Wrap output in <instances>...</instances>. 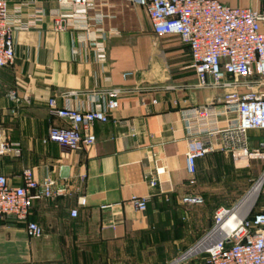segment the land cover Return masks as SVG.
Segmentation results:
<instances>
[{
    "label": "crops",
    "instance_id": "1",
    "mask_svg": "<svg viewBox=\"0 0 264 264\" xmlns=\"http://www.w3.org/2000/svg\"><path fill=\"white\" fill-rule=\"evenodd\" d=\"M6 1L21 8V23L37 9L46 15L15 33L14 64L0 70V127L21 148L19 158L0 159V175L20 185L21 170L30 168L38 182L49 177L66 184L69 195L32 201L30 220L43 228L39 239L28 238L22 222L0 220V264H170L210 228L217 208L236 203L251 181H259L264 161L236 170L225 160L229 154L221 153L197 160L194 176L187 175L182 117L223 90L197 86L188 48L177 36L154 34L144 9L122 0L95 1L82 14L57 0ZM221 2L261 6V0ZM55 11L66 15L63 30L49 17ZM108 88L123 93L110 119L92 126L94 145L75 152L41 143L49 127L61 124L48 112L50 98L59 107L86 110L91 94ZM11 90L27 101L14 104L7 97ZM249 137L255 147L264 131ZM156 168L163 173L150 187L143 174ZM225 180L238 188L228 202ZM187 194L203 197L204 204H183ZM133 196L148 199L145 211L134 209ZM263 206L264 183L255 211ZM185 264L206 262L195 257Z\"/></svg>",
    "mask_w": 264,
    "mask_h": 264
},
{
    "label": "built area",
    "instance_id": "2",
    "mask_svg": "<svg viewBox=\"0 0 264 264\" xmlns=\"http://www.w3.org/2000/svg\"><path fill=\"white\" fill-rule=\"evenodd\" d=\"M95 1L108 0H57L60 6L80 8L82 14L93 8ZM122 1L144 9L154 34L177 36L188 48L189 68L199 88L223 90L221 97L189 108L182 117L187 137L184 153L187 175L192 178L196 161L214 153L229 154L245 166L251 160L264 161V138L251 147L249 137L251 131H264V0L259 8L228 6L221 0ZM21 14L20 7L10 8L6 0H0V70L14 64L15 33L30 29L46 15L44 10L37 9L28 22L21 23ZM49 17L56 30L64 29L66 15L55 11ZM97 17L100 19L101 15ZM122 93L118 88L96 91L91 94V107L86 110L59 107L50 98L48 112L61 124L49 127L41 143L54 142L75 152L86 150L96 142L92 126L110 119ZM7 97L16 105L27 101L15 90L9 91ZM20 156V144L7 138L0 127V159ZM162 173V169L156 168L144 173L143 179L155 187ZM19 177L20 185L14 186L0 175V220L13 218L22 222L27 237L39 239L43 228L30 220L32 201L63 199L69 195L68 186L49 177L38 182L30 168H23ZM259 181L256 200L247 212L238 214L248 194L231 208H217L210 228L170 264H185L195 257L204 258L206 264H264V206L251 213L262 193L264 170ZM181 201L188 206L204 204L203 197L197 194H187ZM129 202L135 210L143 212L148 199L133 196ZM78 203L84 205V199L78 198ZM70 216L75 218L77 211H70ZM230 220L235 221L233 228L228 226Z\"/></svg>",
    "mask_w": 264,
    "mask_h": 264
},
{
    "label": "rangeland",
    "instance_id": "3",
    "mask_svg": "<svg viewBox=\"0 0 264 264\" xmlns=\"http://www.w3.org/2000/svg\"><path fill=\"white\" fill-rule=\"evenodd\" d=\"M226 159L225 160H227V161H229L230 162V165L232 166V168H234V169H236V170H239V169H243V168H247L248 166H245V165H243L242 164V162H239L238 160H235L231 155H226V157H225ZM249 164H250V162H249ZM261 175V174H260ZM227 177V176H226ZM260 179V178H259ZM229 180V179H228ZM259 181H258V179L257 180H253V181H251L250 182V184H248V186L246 187L247 188V190H246V192L243 194V196L241 197V198H239L238 199V201H236V203L237 202H239L240 200H242L244 197H245V195L253 188V186L256 184V183H258ZM235 184L233 183V181H226L225 180V182L222 184V187L225 189V194H223V196H225L226 197V199L225 200H227V202H228V200L229 201H231V199H232V195H235L236 194V190L238 189V188H235ZM194 192L195 193H198V194H200V192H201V186H199V185H197L196 184V186H195V188H194ZM236 203H234V204H232V205H230V206H227V207H225V208H231L233 205H235ZM213 217V216H212Z\"/></svg>",
    "mask_w": 264,
    "mask_h": 264
},
{
    "label": "bare ground",
    "instance_id": "4",
    "mask_svg": "<svg viewBox=\"0 0 264 264\" xmlns=\"http://www.w3.org/2000/svg\"><path fill=\"white\" fill-rule=\"evenodd\" d=\"M260 181L258 183H256L253 188L250 190V192L248 193V195L243 199L240 207H239V210H238V214L241 215V214H244L245 212H247L251 206L253 205V203L255 202L256 200V197H257V194L259 192V189H260ZM237 218V216H236ZM235 225V221L233 220H230L228 222V226L230 228H233Z\"/></svg>",
    "mask_w": 264,
    "mask_h": 264
},
{
    "label": "trees",
    "instance_id": "5",
    "mask_svg": "<svg viewBox=\"0 0 264 264\" xmlns=\"http://www.w3.org/2000/svg\"><path fill=\"white\" fill-rule=\"evenodd\" d=\"M256 203H257V201H256ZM256 203H255V205H254V207H253V209H252V211H251L252 214L256 213V211H255ZM257 212H258V211H257Z\"/></svg>",
    "mask_w": 264,
    "mask_h": 264
}]
</instances>
